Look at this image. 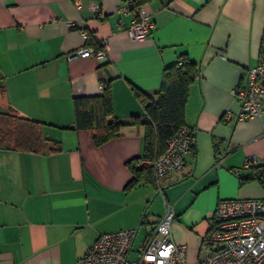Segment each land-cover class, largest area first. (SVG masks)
Returning <instances> with one entry per match:
<instances>
[{"label":"crops","instance_id":"1","mask_svg":"<svg viewBox=\"0 0 264 264\" xmlns=\"http://www.w3.org/2000/svg\"><path fill=\"white\" fill-rule=\"evenodd\" d=\"M79 1L80 9L75 0H0V111L40 121L46 146L60 145L0 147V264H74L100 233L139 225L134 261L163 213L157 184L175 212L171 238L193 263L218 199L264 197V179L252 177L253 166L264 170V97L258 115L235 119L232 94L264 52V0H144L153 27L140 41L122 27L131 14L118 12L120 0ZM82 30L105 58L73 54L89 42ZM181 54L199 67L184 104L193 150L156 178L139 168L146 116L133 87L156 99L163 68ZM103 82L125 124L95 145L89 129L74 127L72 101L100 94Z\"/></svg>","mask_w":264,"mask_h":264},{"label":"built area","instance_id":"2","mask_svg":"<svg viewBox=\"0 0 264 264\" xmlns=\"http://www.w3.org/2000/svg\"><path fill=\"white\" fill-rule=\"evenodd\" d=\"M74 6L82 4L75 0ZM88 8L97 15L99 3H90ZM118 12L131 14L123 29L131 39L140 41L150 35L153 21L141 0H120ZM70 24H73L70 22ZM84 38L88 33L82 30ZM74 55L105 58L104 48L95 49L89 42L77 49ZM239 104L235 119H246L261 112L264 97V52L256 64L248 66L241 81L232 88ZM225 118H229L227 111ZM194 129L181 125L166 139L159 155L142 156L139 165L151 168L156 178L182 168L190 152ZM256 162L247 157L245 164ZM157 191L163 198V213L152 230L136 247V259L127 261L139 225L100 233L88 249L74 264H264V197L263 198H220L208 219L207 230L200 237L198 254L193 263L187 261L186 245L171 238V226L175 218L173 206L165 200L162 188Z\"/></svg>","mask_w":264,"mask_h":264},{"label":"trees","instance_id":"3","mask_svg":"<svg viewBox=\"0 0 264 264\" xmlns=\"http://www.w3.org/2000/svg\"><path fill=\"white\" fill-rule=\"evenodd\" d=\"M143 1L141 0L142 3ZM88 40L95 49L101 48L89 32ZM198 76V65L187 55L181 54L173 63L163 68L156 99L148 98L138 88L133 87L134 94L143 104L146 116L141 122L144 126V134L143 154L140 157L159 155L165 148L166 139L178 127L185 124L184 104L188 88ZM72 104L74 127L89 129L95 145L117 136L119 128L125 124L113 114L110 88L106 82H103L100 94L74 96ZM136 122L138 121L132 120L130 124ZM190 136L192 139L190 151H192L193 132ZM46 144L48 139L41 133L40 121L0 111V147L35 153L54 152L60 149L57 141H52L50 146ZM253 165L255 164H251ZM253 168L252 177L264 179L263 168L258 165ZM145 169L153 173L151 168ZM133 174L134 176L126 186L136 181V172L134 171Z\"/></svg>","mask_w":264,"mask_h":264},{"label":"rangeland","instance_id":"4","mask_svg":"<svg viewBox=\"0 0 264 264\" xmlns=\"http://www.w3.org/2000/svg\"><path fill=\"white\" fill-rule=\"evenodd\" d=\"M7 112L13 113V112L10 111V110H7ZM157 194L160 196V193H158V191H157ZM160 197H161V196H160ZM161 199H162V197H161Z\"/></svg>","mask_w":264,"mask_h":264}]
</instances>
